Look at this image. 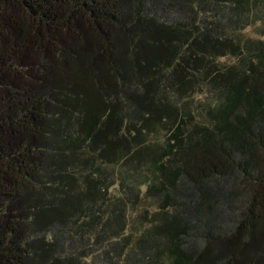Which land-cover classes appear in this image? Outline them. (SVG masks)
I'll use <instances>...</instances> for the list:
<instances>
[{
	"label": "trees",
	"instance_id": "16d2710c",
	"mask_svg": "<svg viewBox=\"0 0 264 264\" xmlns=\"http://www.w3.org/2000/svg\"><path fill=\"white\" fill-rule=\"evenodd\" d=\"M0 264H264V0H0Z\"/></svg>",
	"mask_w": 264,
	"mask_h": 264
},
{
	"label": "rangeland",
	"instance_id": "374dc122",
	"mask_svg": "<svg viewBox=\"0 0 264 264\" xmlns=\"http://www.w3.org/2000/svg\"><path fill=\"white\" fill-rule=\"evenodd\" d=\"M225 13V12H224ZM169 19H175L174 16H170ZM257 21L256 20H252V18H248V20L245 22V25H243V29L240 30V38L241 39H245V38H250V37H258L259 35V27L260 24H256ZM222 62L226 63V64H231L234 62V59H232L231 57H225L223 59H221ZM195 99H203V95L197 94L195 96ZM134 215V214H133ZM54 232V230L52 231Z\"/></svg>",
	"mask_w": 264,
	"mask_h": 264
}]
</instances>
